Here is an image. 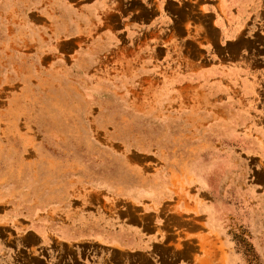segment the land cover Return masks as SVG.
<instances>
[{"label": "rangeland", "instance_id": "rangeland-1", "mask_svg": "<svg viewBox=\"0 0 264 264\" xmlns=\"http://www.w3.org/2000/svg\"><path fill=\"white\" fill-rule=\"evenodd\" d=\"M204 2L0 6V264H43L52 242L24 232L44 227L46 176L54 197L76 180L138 200L206 188L214 257L264 264V0Z\"/></svg>", "mask_w": 264, "mask_h": 264}, {"label": "crops", "instance_id": "crops-1", "mask_svg": "<svg viewBox=\"0 0 264 264\" xmlns=\"http://www.w3.org/2000/svg\"><path fill=\"white\" fill-rule=\"evenodd\" d=\"M205 13L230 14L241 0H204ZM70 2V1H69ZM24 6L29 13L49 17L53 0H0V6ZM233 29L229 21L219 27ZM240 29L236 27V30ZM46 167V175L48 171ZM46 176L43 229L27 230L28 238L46 237L43 264H227L228 255L214 257L209 241L213 225L212 199L206 188L174 183L164 187V197L132 198L130 188L99 187L85 182H60ZM36 203V202H35ZM114 205L119 209L113 208ZM259 227V228H258ZM254 237L264 234V225ZM122 254L119 261L117 255ZM14 264H27L15 255ZM228 262V260H227Z\"/></svg>", "mask_w": 264, "mask_h": 264}, {"label": "bare ground", "instance_id": "bare-ground-1", "mask_svg": "<svg viewBox=\"0 0 264 264\" xmlns=\"http://www.w3.org/2000/svg\"><path fill=\"white\" fill-rule=\"evenodd\" d=\"M57 113H59V112H57ZM78 130V129H77ZM75 130H73V132H74ZM70 132V131H69ZM76 133V132H75ZM83 134V133H82ZM81 135V134H80ZM83 136V135H82Z\"/></svg>", "mask_w": 264, "mask_h": 264}]
</instances>
